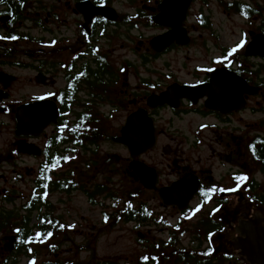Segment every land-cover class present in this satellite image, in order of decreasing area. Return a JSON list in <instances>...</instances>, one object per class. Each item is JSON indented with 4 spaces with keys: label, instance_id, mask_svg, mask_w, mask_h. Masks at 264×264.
<instances>
[{
    "label": "flooded vegetation",
    "instance_id": "1",
    "mask_svg": "<svg viewBox=\"0 0 264 264\" xmlns=\"http://www.w3.org/2000/svg\"><path fill=\"white\" fill-rule=\"evenodd\" d=\"M115 1L0 2V37H3L0 39V165L8 164L13 168L20 165L24 171L27 161L35 163L37 170L33 172L36 174L33 192L38 200L36 213L39 216L50 213L52 218L58 221L61 219L54 215L55 208L50 201L54 193L81 192L93 205L102 206L97 199L105 192L106 187L100 185L90 191V186L87 183L88 186H84L83 181L86 176L87 181L91 182L90 174L96 177L103 175L105 171L115 173L112 169L115 163L121 161L120 158L110 154L100 156L99 152L101 145L99 141L106 134L109 135L103 119L115 118L119 114L118 110L128 103L131 110L125 124L119 128V136L109 139L119 144L114 140L121 137L129 117L144 111L153 122L156 142L149 150L134 155L125 145L119 144L129 151L130 159H126L128 169L125 173L134 184L128 203L132 214L130 220L126 222L135 224L138 229L146 228L148 232L162 224L164 226L162 230L168 231L169 234L167 240L163 242L169 243L176 235L175 229L187 225L181 216L195 209L213 205L211 215L207 219L212 218L219 225L208 239L202 233L200 245L194 249L200 251L211 249L214 256H231L232 261L249 264L247 258L235 250L234 244L240 238L238 228L241 221L255 219L256 215L251 207L245 204V200H249L244 191L242 194L234 192L233 185L223 187L214 178L210 169L201 166V144L198 139L203 130L209 128L208 123L199 121L214 118L217 123H214L213 130L220 136L219 141L225 145L227 151L219 157L224 164H232L235 153L233 144L239 147L243 141L242 138L235 136V133L240 131L233 127V117L247 110V106L241 111L223 115L206 107L207 97L199 100L182 97L178 101V107L159 103L163 102L164 94L172 86L195 88L208 84L211 73L217 69L230 70L247 80L245 77L249 73L250 60L262 63L264 60L248 58L245 54H238V51H222L221 56L212 58V65L209 68L211 71L205 72L204 79L199 78L201 68L195 69L192 80L176 79L169 71L165 73L149 70L148 78H141L132 83L129 80L130 71L136 70L134 67L136 65L129 59L123 64L118 63L115 57L119 51L117 46L120 45L122 38L128 43L132 41L131 32L137 30L140 22L160 27L153 22V18L159 14V7L164 0L154 1V7L148 6V0H141V9L137 7L138 0H129L128 5L133 12L124 14L115 6ZM203 1L192 2L184 22V28L191 40L190 44L180 46L174 43L164 51H155L152 48V41L170 32V29L165 27L164 34L150 41L148 56L159 59L174 49L192 46L194 38L186 24L192 7ZM92 7L112 8L117 13V18L113 20L95 15L91 12ZM203 19L207 20L211 28L209 19L202 13H197L198 28H203ZM263 25L262 23L257 33H249L250 40L246 45H249L257 34H264L261 31ZM11 37L17 39L13 40ZM33 45L35 47L32 48ZM121 48L132 50L126 45H122ZM151 99L155 101L150 104ZM248 99L249 97L246 98L247 104ZM105 106L109 107L108 111L104 109ZM54 112L58 113L57 121L49 124L40 134L18 133L19 118L48 119L53 117ZM166 115H170V118L165 122ZM84 135L87 139L90 135L97 138H92L91 142L85 140L84 143L76 138ZM171 135L173 136L170 138L171 143H160L162 137L168 138ZM22 145L34 146L35 149L29 154ZM75 154L83 156L82 171H78L77 163L70 159ZM227 156L231 157L230 163L225 161ZM158 157L167 161L171 170L169 176L173 179L164 178L163 169L157 164ZM139 164L155 171L156 184L153 189H147L141 183L136 172ZM64 166H72V169L64 173L61 171L59 174L58 169ZM242 172L247 173L246 170L237 172L234 175L235 180ZM14 173L16 174L17 170H14ZM28 174L31 172L28 171ZM188 177H192L199 184V189L188 208L181 210L177 205H166L161 197V191L172 188ZM111 180L112 177L107 178L108 182ZM242 188L244 189V183ZM14 191V187L10 192L7 187L0 188V199L8 197ZM87 192L92 194V199ZM234 196L241 205L236 209V213L234 211L235 214H232L236 204ZM149 199L151 201L157 199L159 206L168 210L171 215L167 214V219L162 221L157 219L154 205ZM172 218L177 221L172 223ZM262 219L264 227V217ZM203 221L201 219L192 223L191 228L200 232L203 229ZM141 238L143 241V236ZM204 244H207V247Z\"/></svg>",
    "mask_w": 264,
    "mask_h": 264
},
{
    "label": "rangeland",
    "instance_id": "2",
    "mask_svg": "<svg viewBox=\"0 0 264 264\" xmlns=\"http://www.w3.org/2000/svg\"><path fill=\"white\" fill-rule=\"evenodd\" d=\"M128 1L116 0L115 6L123 14L133 12L128 5ZM154 1L156 0H148V6L154 7ZM234 2L248 3L253 5L255 9L259 5L261 9H264V0H204L192 7L190 17L187 20L186 25L191 31L192 38H194L192 46L174 49L159 59L148 56L147 51L151 47L150 41L154 37L164 34L163 28L165 27L149 26L146 22H140L137 25V30L131 32L132 41L130 43L126 42L125 38L121 39L120 45L117 46L119 51L115 54L117 62L123 64L126 59H129L136 65L134 66L136 70L130 71L129 80L132 83L141 78H148L149 70L170 72L179 80H192L195 69L201 68L202 72L199 78L204 79L205 72L212 65L213 57H219L222 51H232V49H237L238 54L244 55L248 45L246 43L250 40L249 33H257L262 23L264 24V11L262 16L247 19L236 14L228 7L229 4ZM137 7L141 9V0H138ZM197 13H202L209 19L211 22L210 29L198 28L196 23ZM123 31L125 32L124 28ZM241 43H243V47H240ZM122 45L130 46L132 50H126L127 47L121 48ZM33 47L35 46L33 45ZM249 64V73L245 78L251 86L261 88V93L257 96H250L247 110L233 117V127L240 131L235 133V136L243 139L239 147L233 144L235 152L233 163L226 165L219 157L220 154H225L227 151L225 145L219 141L220 136L213 130L214 123H217V121L211 117L199 121L209 124L208 130H203L201 136L198 137L201 144V166L210 169L214 178L223 187L233 185V191L240 194L244 189L242 184L237 183L234 175L239 171L246 170L247 179L254 178L259 185V192L264 194V167L254 163L247 151V145L255 136L264 135V63L258 60H250ZM258 71L260 73L256 75L254 72ZM104 109L108 111L109 107L105 106ZM130 110L131 108L127 103V106L118 110L119 114L115 118L103 119L104 127L109 135L106 134L99 141L101 144L99 152L100 156L110 154L120 158L121 161L115 163L112 169L115 173L105 171L103 175H96V177L90 174L91 182L87 181L86 176L83 181L84 186H90V191L96 186L106 187L105 192L97 199L102 206L93 205L81 192H73L72 194L54 193L50 201L55 208L54 215L61 218L58 221L62 226L61 231L54 233L40 245L38 248L40 254L36 256L32 252H28L25 247L20 251L15 250L11 254H6L3 249L7 244V238L13 235L17 236V230L13 226L0 228V262L9 260L10 263L16 262L15 264H44L46 261L56 258L62 261L84 264H103L106 262L112 264H140V257L153 249L159 243L158 241L167 240L169 234L168 231L162 230L164 228L162 224L157 229L154 227L152 232H148L149 230L146 228L138 229L133 223L116 222L115 219L119 212L130 202V192L134 189V184L125 173L128 169L126 159H130L128 149L125 146L115 144L110 139L119 136V128L125 124ZM169 118L170 115H166L164 121L166 122ZM172 137V135L168 138L162 137L160 143H171L170 138ZM190 138L193 139V137ZM80 152L82 154V151ZM81 154H75L70 158L77 163L78 171L83 170V166H81L83 156ZM34 164L32 161H27L24 171L21 170L20 165L18 168L17 166L13 168L8 164L0 165V188L7 187L10 192L11 188L14 187L15 190L8 197L0 199V215L5 212H15L23 215L21 212L22 207L34 191L36 174L33 172L37 170ZM157 164L162 167L164 178L173 179L169 176L171 170L166 160L158 157ZM59 169L58 173L60 174L61 171L63 173L70 171L72 166H64ZM14 170H17L16 174ZM28 171L31 174H28ZM18 177L23 179L18 180ZM110 177H112V180L108 182L107 178ZM148 198L151 199V197ZM234 198L236 204L232 214H235L236 209L241 205L236 196ZM247 198L249 201L245 200V204L251 207L252 212L256 216L264 217V210L253 201L251 202L249 193ZM151 202L158 216L157 219L160 221L167 219V214L171 215L168 210H164L159 206L157 199ZM212 206H204L181 216V219L187 225L175 229L180 246L186 249L199 247L201 236L199 231L191 228L192 223H196L201 219L206 220L211 215ZM31 221L32 225H37L40 221L39 215L35 213ZM176 221L175 218L171 219L172 223ZM140 236H143V241ZM204 246L207 247V244H204ZM53 247H58L55 255L52 252Z\"/></svg>",
    "mask_w": 264,
    "mask_h": 264
},
{
    "label": "water",
    "instance_id": "3",
    "mask_svg": "<svg viewBox=\"0 0 264 264\" xmlns=\"http://www.w3.org/2000/svg\"><path fill=\"white\" fill-rule=\"evenodd\" d=\"M194 0H164L159 7V14L153 18V22L170 29V32L155 38L152 41V48L155 51H164L172 44L180 46L190 44V37L184 28L189 8ZM95 15L116 19L117 13L112 8H91ZM245 55L248 58H260L264 60V34H257L252 42L246 47ZM184 93H183V92ZM260 88L253 87L247 80L227 69H217L211 73L210 82L195 88H180L172 86L163 96V102L173 107H178V101L182 97L199 100L207 97L206 107L223 115L231 112L241 111L247 106V97L257 96ZM155 99V98H154ZM150 100V104L155 101ZM157 99V98H156ZM161 99V98H160ZM58 113L54 112L52 118L32 119L19 118L18 133L40 134L51 123L56 122ZM116 143L125 145L132 155L141 154L152 148L156 142L152 120L142 111L129 117L126 127L122 130L121 137L115 138ZM22 145L26 153L33 152L34 146ZM37 149V148H36ZM35 151V150H34ZM230 163L231 157H225ZM138 177L147 189H153L156 184V174L145 165H137ZM133 176V174H131ZM199 184L192 177L184 179L175 184L172 188L161 191V197L166 205H177L181 210H186L197 193ZM255 219L241 221L238 232L240 238L235 241L234 248L246 257L249 264H264V227L263 219L255 216ZM142 237V236H141ZM17 236L7 238L4 247L6 254L15 251Z\"/></svg>",
    "mask_w": 264,
    "mask_h": 264
},
{
    "label": "trees",
    "instance_id": "4",
    "mask_svg": "<svg viewBox=\"0 0 264 264\" xmlns=\"http://www.w3.org/2000/svg\"><path fill=\"white\" fill-rule=\"evenodd\" d=\"M236 14H239L247 19H250L254 16H262L264 9H261L259 5L257 9L253 5L243 2H234L228 5ZM210 24L206 19H203V28H209ZM264 33V25L261 29ZM264 69V66H263ZM251 72H253L251 70ZM256 75H259L260 71L254 72ZM76 138L80 139V142H86L89 140L91 142L92 138H97L95 135H90V137L77 136ZM107 138V136H106ZM247 151L250 154L254 163L259 164L261 167H264V135H257L251 140L247 145ZM246 177L244 180H240L239 177ZM237 182L239 184L244 183V192L247 196L250 195L251 202L253 201L258 207L264 209V194L259 192V185L257 181L252 178L247 179L245 172L238 174ZM99 189H102V187ZM106 190V188H105ZM89 196L92 194L87 192ZM37 198L32 193L30 199L23 205L22 214H16L15 212H5L0 215V228L13 226L17 230L18 242L16 245V250L20 251L22 248H26L28 252H32L33 255L38 256L40 250L38 249L50 236L56 232L61 231V224L58 223V219L52 218L51 214L45 216H39L40 221L37 225H32V217L37 211ZM132 211L127 205L125 210L119 212L115 217L116 222L121 220L129 221L131 218ZM203 229L199 232L200 236L203 234L208 239L209 236L214 233L215 228L219 225L212 218H208L203 221ZM203 233V234H202ZM51 234V235H49ZM58 247L52 249L54 255L57 253ZM16 262L10 263L9 260L1 261L0 264H15ZM140 264H239L236 261H232L231 256H214L211 253V249L205 251H200L197 249H186L180 246L177 235H175L171 241L168 242H159L155 247L149 250L148 253H145L143 257L139 259ZM44 264H84L77 263L73 261H62L60 259H52L46 261ZM102 264V263H98ZM103 264H112V263H103Z\"/></svg>",
    "mask_w": 264,
    "mask_h": 264
},
{
    "label": "snow or ice",
    "instance_id": "5",
    "mask_svg": "<svg viewBox=\"0 0 264 264\" xmlns=\"http://www.w3.org/2000/svg\"><path fill=\"white\" fill-rule=\"evenodd\" d=\"M0 2H2V0H0ZM0 39H3V37H0ZM11 39H13V40H15V39H17L16 37H11ZM240 47H243V43H241V45H240ZM237 49H232V52H235ZM232 53L230 52L229 53V55H231ZM208 71H211V69H208ZM239 179L240 180H244V179H246V177H243V176H241V177H239ZM223 191V190H222ZM49 235H51V234H49Z\"/></svg>",
    "mask_w": 264,
    "mask_h": 264
}]
</instances>
